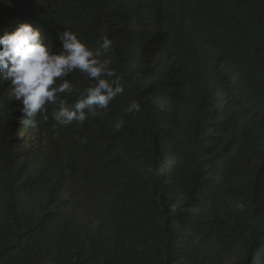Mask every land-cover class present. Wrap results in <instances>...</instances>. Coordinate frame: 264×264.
Segmentation results:
<instances>
[{"label": "trees", "instance_id": "1", "mask_svg": "<svg viewBox=\"0 0 264 264\" xmlns=\"http://www.w3.org/2000/svg\"><path fill=\"white\" fill-rule=\"evenodd\" d=\"M21 22L107 36L124 91L33 129L0 80V264H264V0H0Z\"/></svg>", "mask_w": 264, "mask_h": 264}, {"label": "clouds", "instance_id": "2", "mask_svg": "<svg viewBox=\"0 0 264 264\" xmlns=\"http://www.w3.org/2000/svg\"><path fill=\"white\" fill-rule=\"evenodd\" d=\"M56 39L60 47L54 46L51 38H46L39 27L29 22H21L11 32L0 35V80L7 81L11 97L22 105V123L36 129L38 114L47 111V105H55L52 113L61 126L74 121L83 124L89 117L100 115L97 109L107 110L110 102L124 91L121 75L111 67L107 53L113 41L107 36L97 41L92 49L77 33L65 30ZM85 74L94 83L79 93L73 106H69L65 95H72L74 86L67 77L74 71ZM141 105L129 102L126 112H139ZM106 114V111L105 113ZM47 120V115H44ZM119 118L115 128L124 126ZM86 142L85 138H81Z\"/></svg>", "mask_w": 264, "mask_h": 264}, {"label": "rangeland", "instance_id": "3", "mask_svg": "<svg viewBox=\"0 0 264 264\" xmlns=\"http://www.w3.org/2000/svg\"><path fill=\"white\" fill-rule=\"evenodd\" d=\"M9 93L11 95V88H10ZM30 136H31L30 134L23 132L22 135L20 136V138H27V137H30Z\"/></svg>", "mask_w": 264, "mask_h": 264}]
</instances>
